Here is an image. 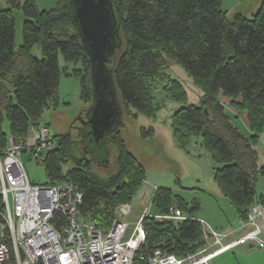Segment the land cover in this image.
I'll use <instances>...</instances> for the list:
<instances>
[{
    "label": "trees",
    "instance_id": "trees-1",
    "mask_svg": "<svg viewBox=\"0 0 264 264\" xmlns=\"http://www.w3.org/2000/svg\"><path fill=\"white\" fill-rule=\"evenodd\" d=\"M224 0H113L122 26L123 44L109 61L121 95L129 109L155 116L156 91L160 84L167 98L182 107L172 116V134L184 146L195 137L214 160L221 164L214 177L224 196L232 201L243 218L256 202V184L264 180V165L258 164L255 149L264 137V0L249 18L243 12L228 17ZM11 8L0 11V147L7 145L3 123L10 121L12 136L26 137L30 123L41 120L45 109L57 96L62 76L60 54L66 62L86 63L89 73H81L82 100L92 102L90 61L76 34L65 0L56 8L40 11L37 0H25L23 44L18 46L13 8L19 0H8ZM38 46L42 56L33 49ZM169 61L182 66L204 94L190 103L181 80L172 76ZM229 99L225 103L224 100ZM57 103V100H55ZM230 104V105H229ZM246 115L251 137L231 120ZM162 106L160 105V108ZM114 162L99 165L90 159L81 141L70 133L55 135L57 146L41 163L50 184L70 182L84 194L80 217L105 231L116 220L120 203H131L139 193L146 169L128 150L120 131L112 135ZM112 163V164H111ZM100 167H107L106 172ZM153 197L157 214L177 206L185 215L196 217L199 204L185 201L169 188L158 187ZM132 204V203H131ZM197 218V217H196ZM146 241L134 256V264H147L146 251L162 248L181 255L203 247L201 223L144 220Z\"/></svg>",
    "mask_w": 264,
    "mask_h": 264
},
{
    "label": "built area",
    "instance_id": "built-area-1",
    "mask_svg": "<svg viewBox=\"0 0 264 264\" xmlns=\"http://www.w3.org/2000/svg\"><path fill=\"white\" fill-rule=\"evenodd\" d=\"M7 142L5 148L0 147V264H134V256L147 238L144 220L154 217L201 223L203 247L178 256L162 248L146 251L142 258L147 264H210L244 244L264 248V189L239 219L242 228L249 229L231 241H226L227 233L215 230L201 218L183 214L175 205L165 214H153L146 208L140 219L130 224L122 218L130 215L133 205L120 203L116 220L105 231L80 217L84 194L76 185L66 181L39 185L27 174L23 154L29 153L41 163L57 146L49 125L42 119L34 121L26 137L10 136ZM157 189L144 180L142 193L150 192L152 201Z\"/></svg>",
    "mask_w": 264,
    "mask_h": 264
},
{
    "label": "rangeland",
    "instance_id": "rangeland-1",
    "mask_svg": "<svg viewBox=\"0 0 264 264\" xmlns=\"http://www.w3.org/2000/svg\"><path fill=\"white\" fill-rule=\"evenodd\" d=\"M25 0H19L20 6L13 8L14 18L16 20V38L18 46L23 44V26L25 17L23 13V3ZM59 0H37V7L40 11L56 8ZM262 0H224L222 8L228 10V17L233 18L236 12H243L251 18L258 11ZM11 8L8 0H0V11ZM33 52L42 56V52L36 46ZM59 62L62 67V76L60 85L57 89L56 101H52L49 108L45 109L42 120L49 125L53 135H62L70 133L71 139L81 141L77 126L80 125V116L83 111L90 106L85 105L82 100L81 73L88 74L89 67L86 63L70 61L66 62L63 55L60 54ZM170 71L173 77L181 80L183 88L187 93L190 103L199 101L204 94L203 89L196 85L194 78L187 75L185 69L172 61H169ZM158 86L156 91V100L158 110L155 116L138 112L133 106L129 109L123 106L124 126L120 133L126 140V146L135 157L143 163L146 169V178L153 186L169 188L174 193L180 195L190 204H199V213L196 217L202 218L215 230L222 232L224 228L231 226L237 228L241 225L237 217V210L234 204L226 198L219 188L214 177L215 170L221 167L217 163L209 149L203 143V136L195 135L189 139L184 146H181L172 134V116L182 104L174 99L167 98V93ZM225 103L229 99L222 98ZM228 104V103H227ZM160 105L162 106L160 108ZM230 105V104H229ZM231 120L234 125L247 137H251L252 131L249 127L246 115L235 116V113L229 106ZM3 131L7 137L12 136L11 125L8 118L3 123ZM111 149L110 160L115 161V151ZM258 153V164L264 165V137H259L255 144ZM22 161L26 165L27 174L33 183L39 185L47 184L49 177L43 163L30 158L29 153L22 155ZM110 161V162H111ZM111 163V164H112ZM107 167H100L101 171L106 172ZM143 180V184H144ZM142 184V187H143ZM140 187L139 193L131 200L133 205L129 216L123 217L127 223H135L143 215L146 208L151 213H156L155 206L152 205V196L150 192L142 193ZM258 192L264 189V180L260 178L256 184ZM130 232L126 234L129 238ZM216 264H264V248L257 244H248L230 251L215 261Z\"/></svg>",
    "mask_w": 264,
    "mask_h": 264
},
{
    "label": "water",
    "instance_id": "water-1",
    "mask_svg": "<svg viewBox=\"0 0 264 264\" xmlns=\"http://www.w3.org/2000/svg\"><path fill=\"white\" fill-rule=\"evenodd\" d=\"M76 34L90 61L93 99L80 117L84 150L99 165L110 163L111 136L124 126L123 106L109 61L123 44L113 0H65Z\"/></svg>",
    "mask_w": 264,
    "mask_h": 264
},
{
    "label": "crops",
    "instance_id": "crops-1",
    "mask_svg": "<svg viewBox=\"0 0 264 264\" xmlns=\"http://www.w3.org/2000/svg\"><path fill=\"white\" fill-rule=\"evenodd\" d=\"M33 50H34V49H33ZM36 54H37V52H36ZM174 139H175V138H174ZM150 195H151V193H150ZM235 209H236V208H235ZM198 211H199V210H198ZM237 217L240 219V217H239V213H238V210H237ZM201 219H202V218H201ZM248 229H249L248 227H244V228H242L241 225H240L239 227L235 228V227H233V224H232L231 226H228V225H227V227L224 228V229L222 230V232L228 234V236H227V240H226V241H231V240H233L234 238H238V237H240L241 235H243L244 232L247 231ZM222 232H221V233H222ZM248 244L253 245L252 243H248ZM248 244H244V245H248ZM244 245H242V246H244ZM242 246H239V247H242ZM237 248H238V247H237ZM234 249H236V248H234ZM232 251H234V250H232ZM229 252H230V251H229ZM226 253H228V252H225V253H223V254H226ZM223 254L220 255V256H218V257H216V258H214L210 264H216L215 261H216L217 259L221 258V257L223 256Z\"/></svg>",
    "mask_w": 264,
    "mask_h": 264
},
{
    "label": "flooded vegetation",
    "instance_id": "flooded-vegetation-1",
    "mask_svg": "<svg viewBox=\"0 0 264 264\" xmlns=\"http://www.w3.org/2000/svg\"><path fill=\"white\" fill-rule=\"evenodd\" d=\"M91 104V103H90ZM87 110H88V108H86L84 111H83V115L82 116H80V117H82V118H84L85 120H88L87 119V116H86V114H87ZM80 122V125L79 126H77V129H78V132H79V134H80V139H81V141H82V132H81V128L83 127V125L81 124V121H79ZM88 154V153H87ZM88 156L90 157V155L88 154ZM91 159V158H90Z\"/></svg>",
    "mask_w": 264,
    "mask_h": 264
}]
</instances>
